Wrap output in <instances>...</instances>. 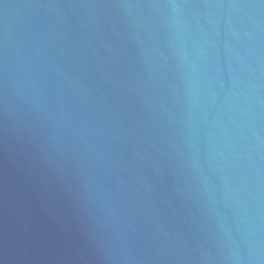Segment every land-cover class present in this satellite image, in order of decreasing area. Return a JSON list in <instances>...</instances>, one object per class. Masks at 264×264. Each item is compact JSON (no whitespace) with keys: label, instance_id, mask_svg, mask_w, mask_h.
Listing matches in <instances>:
<instances>
[{"label":"water","instance_id":"obj_1","mask_svg":"<svg viewBox=\"0 0 264 264\" xmlns=\"http://www.w3.org/2000/svg\"><path fill=\"white\" fill-rule=\"evenodd\" d=\"M0 264H264V0H0Z\"/></svg>","mask_w":264,"mask_h":264}]
</instances>
